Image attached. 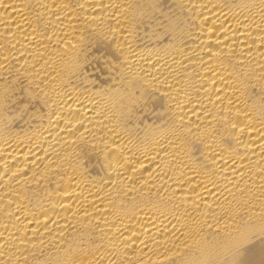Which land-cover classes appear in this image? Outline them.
<instances>
[{
  "label": "bare ground",
  "instance_id": "1",
  "mask_svg": "<svg viewBox=\"0 0 264 264\" xmlns=\"http://www.w3.org/2000/svg\"><path fill=\"white\" fill-rule=\"evenodd\" d=\"M0 264H264V0H0Z\"/></svg>",
  "mask_w": 264,
  "mask_h": 264
}]
</instances>
